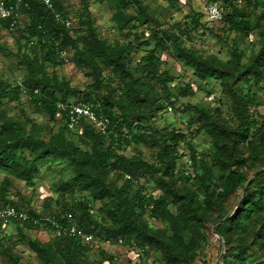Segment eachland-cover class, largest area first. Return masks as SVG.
<instances>
[{"label":"trees","instance_id":"obj_1","mask_svg":"<svg viewBox=\"0 0 264 264\" xmlns=\"http://www.w3.org/2000/svg\"><path fill=\"white\" fill-rule=\"evenodd\" d=\"M23 1V19L13 33L18 34V41L24 42L29 52L16 55L17 65L25 71L22 82L11 85L0 79V170L15 175L33 189L44 168L65 165L72 174L67 182L59 185L60 191L70 196L76 190L84 196L72 208L66 204L61 215L52 221H40L39 224L14 222L20 232L22 229L34 231L41 226L54 231L51 222L65 224L68 216L74 222L78 210L81 214L76 225L80 229L103 241L140 251L139 264L153 249L160 254L163 264H193L205 239V221L214 216L211 220L216 224L214 233L226 245L222 264H264L263 255L257 256L253 254L255 250L252 251L253 247H258V252L264 254V171L251 181L242 171L247 165L257 168L258 163H264V115L260 116L262 121L259 122L250 113L255 97L246 94L239 98L236 115L240 126L236 130L225 127L211 131L212 145L201 153L190 140L187 141V134L174 130L157 137V132L145 125L149 114L150 118L155 111L166 110L167 105L176 108L175 101L158 103L152 109L147 100L141 98V92L149 95L150 81L174 82L168 73L160 72L167 65L161 59L164 53H173L194 71L199 81L215 79L234 85L239 77L247 78L253 74L257 86L264 76V44L250 63H245L237 50L232 51L227 62L204 57L184 44V38L190 36L188 31L164 30L160 23L149 17L142 0H111L115 10L113 20L125 40L124 44L114 46L101 38L89 13L81 15L75 27H66L55 20V14L69 18L61 1L52 0V10L42 0ZM170 1L176 4L177 0ZM207 1L219 5L224 14L223 21L207 31L203 24L204 14L193 11L186 17L191 21L192 31L200 28L222 41L220 36L224 32L249 35L255 30L239 8L260 0H242V6H237L236 0ZM143 26L147 29L139 31ZM6 28L7 25L0 22V31L9 33ZM32 41L34 45H30ZM68 51L77 66L91 71L87 93L73 87L69 79L47 72L48 68L55 69L63 64L62 54ZM140 51L146 53L144 63L134 73L128 66V58ZM106 71L108 76H105ZM115 79L120 80L123 88L115 89ZM175 89L177 97L195 94L192 85L181 87L178 84ZM23 94L36 111L61 125L48 126L41 136V128L33 119L7 108V102L19 104ZM78 96L81 97L79 102L71 104L69 99ZM84 104L110 119L108 136L99 134L87 122L80 126L82 134L68 130L66 113L59 106ZM133 108L138 112L127 114L126 111ZM192 112L194 118L204 124L212 116L205 108L194 107ZM156 137L160 147L158 162L149 163L140 153L132 157L121 153L124 147L141 146ZM183 143L192 161L189 176L178 169L179 149ZM242 144L250 150L246 157L239 153ZM125 175L132 180H126ZM150 177L157 178L166 190L158 200L146 192L145 185ZM176 181L185 192L172 191L171 184ZM10 186L8 181L0 185V200L3 206L18 209L13 201H7ZM239 191L240 205L229 216L226 205ZM170 199L189 213L191 227H187L184 216H175L168 209ZM92 203L100 204V217L92 213ZM28 215L38 219L33 211ZM146 217L162 221L166 230L152 231ZM253 224H256L255 229ZM22 237L42 264H115L114 257L104 253L98 260L91 261L90 246L79 238L56 237L44 243L27 239L25 235ZM249 238L251 246L248 248ZM4 254L8 258L7 264H19L10 250Z\"/></svg>","mask_w":264,"mask_h":264},{"label":"rangeland","instance_id":"obj_2","mask_svg":"<svg viewBox=\"0 0 264 264\" xmlns=\"http://www.w3.org/2000/svg\"><path fill=\"white\" fill-rule=\"evenodd\" d=\"M59 1L63 3V6L68 11L69 19L72 23L71 27L77 25L78 18L81 15L89 13L95 21V26L102 39L114 46L125 43L124 37L117 30L116 23L113 20L115 10L111 0ZM142 1L148 9L149 17L160 23L164 30L173 28L177 30V28H179L180 30L185 29L188 31L190 36L184 38V44L204 57H216L222 62H227L231 59L232 51L237 50L243 55L245 63H250L263 47L264 0L253 2L249 6H246L245 3L244 6L239 8L241 12L246 14L247 19L253 23L255 30L252 33L249 35H238L224 32L220 36L223 38L222 41L214 38L213 34L202 31L200 28L196 32L192 31L193 27L191 21L186 18L191 15L193 11L204 13L205 7L208 5L207 0H177L176 4L172 3L170 0ZM226 11L228 12L230 10L226 9ZM186 21L188 22L187 25H185ZM146 29L147 26H143L139 31H145ZM25 51L29 52L28 48H25L24 42L18 41L17 33L0 31L1 80L11 85L23 81L25 71L17 65L16 55L18 52L23 53ZM145 55L146 53L144 51L132 53L128 58L130 70L135 73L136 68L144 63ZM62 59L63 64L55 69L48 68L47 72L50 75L56 74L60 78L69 79L73 87L86 91V86L89 85L91 81V71L77 66L73 61V56L70 51L62 54ZM161 59L165 61L167 65L162 67L160 72L168 73L170 77H173L174 82L162 83L155 80L150 81L149 95L141 92V98L146 99L148 105L152 109H155L158 103L161 105L172 100L176 103V109L180 111L184 109L185 112L182 111L183 116L181 119L173 118L171 115L167 114L165 110L155 111L150 118L149 114L147 116L148 118H145V125H147L151 131L157 132V137L167 135L174 130H179L188 135L187 141L190 140L200 153L205 152L207 146L212 145L210 137L211 131L225 127L236 130L237 127L240 126V121L236 115L239 105L236 104L239 102V98L246 94L255 97V105L250 108L251 115L255 120L259 122L262 121L260 116L264 115V76L257 86L254 84L255 76L253 74L249 77L247 76V78L239 77L234 85H230L229 83L226 84L221 80L215 79L203 82L199 81L194 76V71L173 53L161 54ZM108 75L109 73L106 71L105 76ZM115 81V89L123 88L119 79H115ZM178 84L181 87L192 85L195 94L189 97H177L178 92L175 87ZM91 97L93 99L96 98H94V95H91ZM80 99L81 97L79 96L76 98L72 97L69 101L73 104L79 102ZM153 101L155 102L153 103ZM6 106L23 117L26 116L33 119L41 128V136L48 126L59 127L61 125L59 121L52 122L46 115L36 111L25 94L21 96L19 104L7 102ZM194 107L208 109L211 112V118L205 121V124L204 122L197 121L192 112ZM144 110L145 109H143V111ZM126 112H128L127 114L136 113L138 109L133 108ZM192 133H194L193 137L190 135ZM157 137L155 140H149L148 143L141 146L130 145L124 147L121 153L126 157H132L140 153L147 162H158L157 155L160 147L158 143L159 138ZM73 140L75 139L73 138ZM215 149L216 148H213V151H215ZM184 150L185 148H181L180 146L179 154L181 151L184 152ZM239 153L246 157L250 154V150L246 145L242 144L239 146ZM181 163L182 161L179 159L178 169H181L183 165ZM215 170L218 171V168ZM242 171L247 173L251 181L264 171V163H258L257 168H252L247 165ZM71 174L72 170L65 165L56 164L51 168H44L41 175L36 178L35 188L32 189L28 188L22 181L17 179L15 175L0 170V185L6 184V181H8L11 186L9 188L7 201H13L15 205L18 206L19 210L27 213L33 211L42 223V221H52L54 217L61 215L62 209L66 204L72 208L76 201L82 200L84 195L79 194L76 190L69 196L59 189V185L67 182ZM145 186L147 188L146 192L154 200H158L166 193L165 188L157 182V178L150 177ZM167 186H169L168 183ZM171 189L178 193L185 192V188L177 181L171 184ZM240 201L241 191L234 194L226 205V209L229 210V216L235 212L240 205ZM92 207V213L96 217H100V204L92 203ZM168 209L175 216H184L188 221L189 213L178 202L170 199ZM80 214V211L76 210L77 220L74 221V224H77ZM213 217L205 221V239L201 242L198 256L193 264H222V257L226 254V245L214 233L216 224L211 222ZM145 221L152 231L166 230V224L162 221L154 220L149 217H146ZM187 225V227H191V222L188 221ZM252 227L255 229L256 224H253ZM22 235H25L27 239L38 240L44 243L56 238V233L53 230H47L44 226L34 231L22 229L21 232L15 224L8 226L6 229H2L0 226V264H7L8 258L5 256L4 252L9 250L12 256L18 260L19 264H42L35 254L29 250L27 242L23 239ZM187 236H190L189 232H187ZM250 240L251 238L247 240L246 247L248 248L251 246ZM257 249L258 247L252 248V251L255 250L253 254L257 256L263 255L264 257V254L259 253V249ZM90 250L89 259L91 261L98 260L100 254L104 253L108 257H114L115 264H139L137 259L140 255V251L115 245L103 241L98 237H96L95 243L90 246ZM144 257L145 259L140 264H163L160 254L154 249L150 250L147 257Z\"/></svg>","mask_w":264,"mask_h":264},{"label":"built area","instance_id":"obj_3","mask_svg":"<svg viewBox=\"0 0 264 264\" xmlns=\"http://www.w3.org/2000/svg\"><path fill=\"white\" fill-rule=\"evenodd\" d=\"M43 4L48 9H53L52 0H42ZM235 4L237 6H242V0H236ZM25 3L23 0H0V22L7 25V32L13 33L18 28V25L23 19V8ZM204 28L205 30H210L215 28L224 19V14L217 4H208L204 10ZM55 20L58 24L66 27L72 25L69 18L62 16L61 14H55ZM34 41L30 42V45H34ZM66 113V125L69 131L78 132L82 134V128L80 127L83 122L91 124L95 130L103 135L108 136L110 133L111 121L109 118L98 115L91 106L89 105H71L68 107L59 106ZM165 112L171 115L175 119H181L183 114L181 111L177 110L173 105H167ZM181 148H185V144H181ZM181 161L183 164L181 171L185 176L191 174L192 161L189 154L184 150L180 152ZM126 180H132L129 175H125ZM27 222L32 221L34 224H39L38 219L31 218L27 212L18 210L13 206H3L0 201V226L2 229H6L8 226L12 225L14 222ZM56 237L65 238H79L84 243L92 246L95 243V236L93 234L85 233L84 230L80 229L71 217H67V222L65 224L59 222H51Z\"/></svg>","mask_w":264,"mask_h":264}]
</instances>
